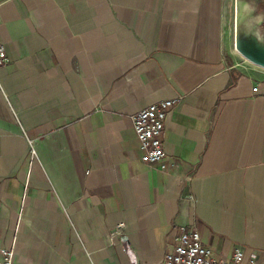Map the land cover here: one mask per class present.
Listing matches in <instances>:
<instances>
[{
	"label": "crops",
	"instance_id": "crops-1",
	"mask_svg": "<svg viewBox=\"0 0 264 264\" xmlns=\"http://www.w3.org/2000/svg\"><path fill=\"white\" fill-rule=\"evenodd\" d=\"M234 4L0 0V247L15 264H132L123 239L134 264H162L181 226L264 264V69L232 48ZM166 99L161 168L132 116Z\"/></svg>",
	"mask_w": 264,
	"mask_h": 264
},
{
	"label": "built area",
	"instance_id": "built-area-1",
	"mask_svg": "<svg viewBox=\"0 0 264 264\" xmlns=\"http://www.w3.org/2000/svg\"><path fill=\"white\" fill-rule=\"evenodd\" d=\"M7 62L6 48L0 43V67ZM172 103L171 99L151 103L132 116L134 131L142 149L141 160L148 164L157 163L161 168L165 167L162 162L165 151L160 134ZM121 231L122 225L118 224L112 236H117ZM176 240L173 248L164 254L162 264H256L257 262L253 255H245L240 248H235L227 258L218 257L210 248L202 244L200 234L194 228L181 226ZM121 246L134 264L126 240H122ZM14 259L15 253L12 248L0 247V264H15Z\"/></svg>",
	"mask_w": 264,
	"mask_h": 264
},
{
	"label": "water",
	"instance_id": "water-1",
	"mask_svg": "<svg viewBox=\"0 0 264 264\" xmlns=\"http://www.w3.org/2000/svg\"><path fill=\"white\" fill-rule=\"evenodd\" d=\"M247 0H235L233 46L246 61L264 69V18Z\"/></svg>",
	"mask_w": 264,
	"mask_h": 264
},
{
	"label": "rangeland",
	"instance_id": "rangeland-1",
	"mask_svg": "<svg viewBox=\"0 0 264 264\" xmlns=\"http://www.w3.org/2000/svg\"><path fill=\"white\" fill-rule=\"evenodd\" d=\"M247 1H249L251 5L254 6V8L257 10V12L261 14L260 16L264 18V8L262 7V5H264L263 1L262 0H247ZM263 25H264V22L262 26ZM230 43H232V48L235 51L234 46H233V31H231L230 33Z\"/></svg>",
	"mask_w": 264,
	"mask_h": 264
}]
</instances>
